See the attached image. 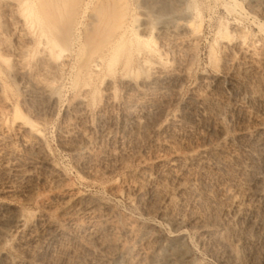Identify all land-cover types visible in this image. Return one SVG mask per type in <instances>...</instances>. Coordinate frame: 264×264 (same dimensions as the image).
Returning <instances> with one entry per match:
<instances>
[{"label":"rangeland","instance_id":"obj_1","mask_svg":"<svg viewBox=\"0 0 264 264\" xmlns=\"http://www.w3.org/2000/svg\"><path fill=\"white\" fill-rule=\"evenodd\" d=\"M0 255L264 264V0H0Z\"/></svg>","mask_w":264,"mask_h":264},{"label":"bare ground","instance_id":"obj_2","mask_svg":"<svg viewBox=\"0 0 264 264\" xmlns=\"http://www.w3.org/2000/svg\"><path fill=\"white\" fill-rule=\"evenodd\" d=\"M118 20H114V22H116L117 24H119V23H122V22H119V19H121V17H116ZM122 21V20H121ZM119 22V23H118ZM114 30L116 31V27L114 28ZM125 30V28L123 29V27H122V32L119 34V35H116L117 36V38H116V41L112 44V45H110V53L112 54V55H116L120 50H122V47H123V45L125 44H123L122 43V39H123V31ZM125 32H126V30H125ZM114 33H116V32H114ZM118 33V32H117ZM115 36V37H116ZM112 40H114V38L112 39ZM109 45V44H108ZM53 46H54V49H57L58 50V52H59V55H60V53H62L63 51H64V49H63V47L61 46V45H59V44H57V43H55V44H53ZM108 50V49H107ZM110 56V55H109ZM103 57V56H102ZM96 60H97V58H96ZM94 62H95V60H94ZM98 61H96V63H97ZM96 63H92L91 62V65L92 66H90L91 67V69H93L92 71H90V73L91 72H96L97 70H95L94 71V69H96L97 67H98V63L96 64ZM102 64V63H101ZM90 65V64H89ZM83 66V65H82ZM89 67L87 68V70L89 71ZM90 69V70H91ZM89 73V74H90ZM143 86V85H142ZM128 87H129V85H128ZM80 105V104H79ZM16 116V118L17 119H19V121L21 122V123H23V125L26 127V128H28L31 132H33V133H37L38 132V130H36V127L34 126V124H32L31 122H29L28 120H26V119H24V118H22L18 113L17 114H15ZM21 220H19V218H18V216H15V215H12V216H10L9 218H7V220H6V225H10L11 227H13L14 229H16L17 230V232L21 229V222H20ZM172 255H174V254H172ZM4 260V256H2V255H0V264H2V261ZM168 260L169 259H164L163 261V263L164 264H168L169 262H168Z\"/></svg>","mask_w":264,"mask_h":264}]
</instances>
